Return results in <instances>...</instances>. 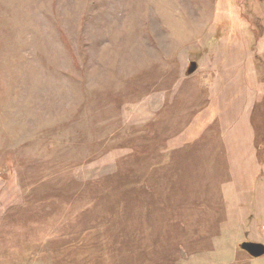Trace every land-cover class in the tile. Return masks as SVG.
Listing matches in <instances>:
<instances>
[{"label":"rangeland","instance_id":"374dc122","mask_svg":"<svg viewBox=\"0 0 264 264\" xmlns=\"http://www.w3.org/2000/svg\"><path fill=\"white\" fill-rule=\"evenodd\" d=\"M264 0H0V264H264Z\"/></svg>","mask_w":264,"mask_h":264},{"label":"water","instance_id":"95a60500","mask_svg":"<svg viewBox=\"0 0 264 264\" xmlns=\"http://www.w3.org/2000/svg\"><path fill=\"white\" fill-rule=\"evenodd\" d=\"M245 250L253 257L259 258L264 256V245L256 243H248L245 246Z\"/></svg>","mask_w":264,"mask_h":264}]
</instances>
